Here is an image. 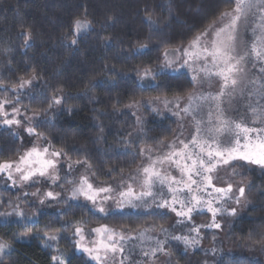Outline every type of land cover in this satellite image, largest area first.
Returning <instances> with one entry per match:
<instances>
[{"label": "trees", "instance_id": "1", "mask_svg": "<svg viewBox=\"0 0 264 264\" xmlns=\"http://www.w3.org/2000/svg\"><path fill=\"white\" fill-rule=\"evenodd\" d=\"M233 6L234 0H0V81L10 89L21 78L35 75V84L18 97L26 113L36 111L37 121H49L37 132L56 150L63 149L67 157L62 158L68 162L69 157L86 158L96 182H115L135 169L140 149L153 147L158 152L163 146L158 141L168 142L176 130L170 117L147 109L138 123L128 105L157 96L183 98L194 88L184 73L158 76L153 86L142 88L138 84L142 70H155L165 50L186 46ZM77 19L90 22L79 37L73 34ZM26 32L31 33L27 46ZM142 44L147 47L141 49ZM260 84L264 107V79ZM54 95L61 103L49 109ZM12 133L0 129V162L13 161L27 144ZM66 172L59 168L56 189L70 185ZM238 173L237 182L247 186L248 206L227 231L228 255L209 264H263L255 255L264 249V170L240 167ZM0 201V212L14 213L13 205L19 204L25 216L32 217L25 222L15 214L0 216V240L10 244L0 254V264H52L54 256L64 264H91L73 252V230L62 225L105 224L134 232L165 227L170 220L158 212L100 217L65 199L48 204L53 211L43 212L21 202L14 190L0 189ZM46 234L60 239L48 241Z\"/></svg>", "mask_w": 264, "mask_h": 264}, {"label": "snow or ice", "instance_id": "2", "mask_svg": "<svg viewBox=\"0 0 264 264\" xmlns=\"http://www.w3.org/2000/svg\"><path fill=\"white\" fill-rule=\"evenodd\" d=\"M254 10L264 13V0H235V7L231 11H224L220 14L221 21H227L223 23L222 27L217 28L215 25H210L209 28L197 34L186 46L180 45L173 49L171 58L170 53L165 50L162 53L161 62L155 70L148 67L142 70L141 78L150 77L153 82L158 76L167 75L169 72L191 71L193 73L191 83L194 87L200 88L205 84L211 85L212 77H219V92L215 96L190 94L183 107H181L182 98L180 96L174 97L172 101L159 96L147 101L148 104L160 101L164 103L165 107L169 103H173L175 111L169 109L172 114L181 119L191 117L195 121V131L187 142L179 138L168 144L158 141L168 151H161L156 159H152L150 155L156 151L155 148L140 149L141 154H149L148 159L151 162L140 169L138 176L130 178L134 183H139L140 190L138 192L129 183L126 190L120 191L118 196H114V189L111 186L94 187L86 175L81 176L78 180L67 181L72 185L69 199L78 200L83 197L86 202L91 203L90 211H98L105 216L122 211L126 204L132 208L151 207L154 204L156 208L168 209L181 218L177 223L188 227L189 234L171 235L165 237L164 240H156L155 247L149 246L148 250L141 247L140 255L142 257H156L157 253H166V245L170 240L181 241L185 248L196 247L200 242L202 227L221 228V223L217 221L218 214L227 212L228 215H236V208H225L224 205L230 200L239 204L241 198L244 197L245 188L238 185V195H235L234 185L230 182L233 177L240 174L236 171L237 164L244 162L240 164L241 167L244 164H254L264 168V129L248 127L243 121L230 122L223 117V110L220 108V101L223 97L226 95L231 97L238 89L242 92L247 87L245 83L247 66L252 64L255 67L254 61L264 62V23L259 25L261 34L256 37L250 48L239 37V23L242 19L246 21L250 14L254 15ZM260 19L264 21V15ZM149 20H151L150 16ZM89 26L90 22L77 19L74 22V31L79 35L81 32L87 31ZM24 35L25 46H27L31 39V33L26 32ZM76 42L75 39L72 40L73 44ZM146 47V44L140 45L141 49ZM209 64H211V68L208 67ZM260 71L264 72V63L261 64ZM35 79V75L30 79L21 78L18 84L11 85V92L17 93L18 90L31 86ZM0 90L4 93L8 92V87L3 81H0ZM209 101L216 102L215 122H213L211 111L207 114V122L202 118L197 119L203 105ZM19 103L18 96L15 99L9 98L6 94L0 96V124L11 129L13 125L19 127L27 121L29 126L24 129L27 134L44 139L45 143L43 146L34 145L18 160L0 162V175L6 176V180L10 181L13 186H31L39 182L40 178H47L56 183L60 178L57 165L61 157H67V153L63 149L53 148L43 133L37 132V128L41 124L49 121L40 120L33 125L31 122L39 113L33 111V115L29 117L21 112L20 107H17ZM60 103L61 97L54 95L48 108ZM139 104L140 102L133 101L128 107H136ZM43 111L46 112L47 109ZM137 122L140 123L139 117ZM224 133L231 135H224L223 140H218V137ZM12 134L19 138V133ZM68 160L70 161L67 164L69 172L72 171L74 164H82L86 168L91 167L86 158L71 161L69 157ZM164 164H168L170 168L175 166L179 170V178L171 175L167 170L157 167V165ZM222 166H227L232 171L227 180L222 181L223 186H217L214 181L221 179L218 173ZM24 195L27 196L29 193H24ZM31 195L40 196V193L37 191ZM59 196L60 193L48 191L43 194L39 203L44 204L45 199H57ZM109 200L113 201L115 208L104 206L105 202ZM84 206L87 207V204ZM13 210L14 213L0 212V216L8 217L15 214L25 222L32 219V217L25 216L19 204L13 205ZM205 210L211 214V222L206 225L191 224L189 226L193 219V213L201 214ZM80 223L64 224L62 227L72 228L73 238L78 237L75 239L74 247L87 253L95 264H125V261H128V264H135L132 255L136 251L137 245L129 248L126 254L125 241L138 240L139 244L143 245L151 240V237L146 233L156 230L154 228L143 230L137 228L132 230L136 233L133 235L131 232L126 233L123 230L117 233L115 229L102 225L90 230L91 233H95V238L89 240L88 244H84L83 241L87 237ZM158 231L167 233L168 229L160 225ZM46 239L57 242L60 237L57 235L47 236L46 234ZM46 246L52 247L53 245L48 243ZM9 247L10 244L7 241L0 240V254H3L4 250ZM53 261L54 264H64V261L57 260L55 256Z\"/></svg>", "mask_w": 264, "mask_h": 264}, {"label": "rangeland", "instance_id": "3", "mask_svg": "<svg viewBox=\"0 0 264 264\" xmlns=\"http://www.w3.org/2000/svg\"><path fill=\"white\" fill-rule=\"evenodd\" d=\"M234 7H235V0H234L233 8ZM254 12H255L254 15L250 14L246 21L242 19L238 25L239 37L241 40H243L247 44L249 48L251 47V44L255 41L256 37L261 34V29L259 28V25L264 23V21L260 19V17L264 15V13L256 12L255 10ZM226 22H227L226 20L221 21V19L218 18V20L213 22L211 25H215L217 28H219V27H222L223 23H226ZM85 32H81L79 35H77L73 28V34L75 37H79ZM172 50L173 49L167 50L170 53V58H171ZM254 62H255V67H253L252 64H249L247 66L246 80H245L247 87L242 92L241 90L238 89L231 97L227 95L223 97L222 100L220 101V108L223 110V117L229 120L230 122L243 121L248 127L264 129V107H262L263 100L261 99L263 96V93H262L263 87L260 86L261 85L260 81L264 79V72L260 71V67H261V64L264 62H260V61H254ZM208 67L211 68L212 67L211 64H209ZM180 73H184L190 78L193 75L191 71H183ZM168 74L178 75V73L176 72H169ZM142 75L143 74H141V76L138 77L139 78L138 84L140 87L145 88V87H151L154 85V82L151 80L150 77H146L142 79L141 78ZM218 81H219V77H212L211 85L205 84L202 88L193 86L194 88L190 92V94L194 93L197 96L210 94L211 96H215L219 92ZM35 82L36 80H33L31 86H27L23 89H20L18 90L17 93H12L11 88L8 89L7 93H4L2 90H0V96H3L6 94L9 98L15 99L17 96H19V94L27 92L28 89L31 88L35 84ZM189 95L181 99V107H183L184 104L187 102V97ZM149 100L150 99L145 100V102H141L138 106L128 108V109L131 112H133L137 117H140V115L142 114V111L146 109L151 111L155 115L158 114L160 116H164L168 118L170 117L174 122H176V130L174 132L175 134L173 135V137L168 142H165L164 144L174 142L178 138L184 139L187 142V140L191 138V135L194 134L195 121H193L191 117H184L183 119H181L180 117L173 115L172 111L169 110V109H172L173 111H175V107L173 103H169L168 106L165 107L164 103L160 101H157L152 104H148L147 101ZM168 100L172 101L173 98H168ZM17 107H20L21 112L24 113L25 115L29 117L33 115V113H26L20 104H18ZM153 109H156V111H153ZM253 109H255V112H253ZM209 111L213 113L212 119H213V122H215L216 115H217V109H216V102L214 101H209L203 105L202 111L197 116V119L202 118L205 122H207L208 120L207 114ZM39 117L40 116L37 115L31 123L34 124V122L37 121ZM28 126H29V123L25 121L21 124V126L17 127L13 125L11 128V130L14 131L15 133H19V137L21 139L27 142V144L21 150L19 156L13 161L18 160L21 155H23L26 151L30 150L34 145L36 146L44 145L41 139H38L35 135L29 136L27 134V132L24 129ZM0 129H9V128L7 126L0 124ZM224 135H231V134L224 133L218 137V140H223ZM161 151L167 152L168 149L162 146L158 152H152L150 154L152 159H156L160 155ZM148 156H149L148 153L141 154L140 155L141 160L139 161L135 169L129 172H126V174H124L122 178H120L119 180H116L115 182H111V183L96 182L92 178L89 170L82 164L81 165L74 164L72 171L69 172L68 167H67V164L69 162L63 159L62 157L60 158L59 164L57 165V169H58V174H59V168L63 166L65 170L67 171L66 173L70 175V180H78L81 176L86 175L89 181L94 185V187L111 186L114 189L113 195L118 196V193L120 191L126 190V186L129 183L132 184L135 191L138 192L140 190L139 183H134L130 178L138 176L140 169H142V167L144 166H147L151 162L148 159ZM243 163L244 162H239L237 164L236 166L237 172H239V168L241 167L240 164H243ZM157 167L162 168L163 170H167L171 175H175L178 178L180 176L179 170L176 169L175 166H172L170 168L168 164H164L162 166L157 165ZM243 167H246L247 169H256L260 171L264 170V168H261L260 166L254 165V164H244ZM231 171L232 169L228 168L227 166L221 167L218 173L221 179L214 181L217 184V186H223L222 181L227 180ZM236 177L237 175L233 177V179L230 182H232L234 185V189H233L234 194L238 195L237 186L238 185L243 186L245 190L247 186L241 182H237ZM59 181H60V178L56 183H53L51 180L47 178H40L39 182L31 186L24 185L21 187L19 185L13 186L10 181L6 180V176L0 175V189L17 191L19 193V199L21 202H28L32 205H35L39 210L43 212L53 211L51 209L50 210L47 209V205L50 203H55L61 199H65L69 202H74V203L81 204V205L87 204L88 209L92 208L91 203L86 202L83 199V197H80L78 200L69 199L70 190L72 187L71 184L64 190L56 189L55 186L56 184L59 183ZM121 185H124V187H121ZM37 191H39L40 196L31 195V193L37 192ZM48 191H53L54 193H60V196L57 199H45L44 204H40L39 200L43 198V194ZM24 193H29V195L25 196ZM149 203L151 204V201H149ZM104 206L106 208L108 206L115 208V204L113 203L112 200L105 202ZM247 206H248V203H247V198L245 197V193H244V197L241 198L239 204H236L234 200L228 201V203L225 204L224 207L225 208L234 207L237 209V212H236V215L234 216L228 215L227 212H224L223 214H218L217 221L221 223L220 229L202 227L200 229V233H201L200 242L194 248H185L184 244L181 241L170 240L169 243L166 245V250H167L166 253L164 252L157 253L156 257H142L140 255V248L143 247L145 250H148L149 246L155 247L156 240H164L165 237H170L171 235H181V234L188 235L189 234L188 227L177 223V221L181 218L177 217L175 213L171 212L168 209L156 208L154 204H152L151 207H141V208H132L131 206L126 204L122 211L115 212L112 215L128 214V213L139 215V214H149L150 212H153V213L158 212L170 218L168 222L169 224L165 226V228L168 229L167 233L159 232L158 228L156 230H150L149 232L146 233V235L150 236L151 240L147 241L143 245H140L138 240H134L131 242L125 241L126 254L129 248H131L133 245H137L136 251L132 255V259L135 261V264H179L178 258L176 257V255L179 256L180 258L179 262H182L185 264H209L214 260H218L219 257L223 255H228V250L224 242L225 237L228 233L227 231L229 230V227L237 221L240 215L243 214ZM91 212H93L97 216L106 217L103 213H100L98 211H91ZM210 222H211V214L205 210L201 214L193 213V219L189 223V226H191V224L206 225ZM102 225H105V224H101L93 228H84L85 235L87 238L85 241H83V243L88 244L89 240L95 238V233L90 232L91 229L100 227ZM108 227L111 229H115L110 226ZM115 230L117 233L122 231V229H118V228ZM123 231L127 233V231L125 230ZM131 233L133 235L136 234L135 232H131ZM75 239H78V237ZM75 239L73 238V235L71 233L70 240L72 242L73 252L77 255L84 257L89 263L95 264V262L91 260V258L88 256L87 253L83 252L82 250L76 249L74 247ZM8 249H10V247L5 250H8ZM172 251L176 252L174 254L176 258L173 256ZM255 257L260 259L262 263L264 264V249H262L261 253L256 252ZM52 264H54V261L52 262ZM125 264H128V261H125Z\"/></svg>", "mask_w": 264, "mask_h": 264}]
</instances>
